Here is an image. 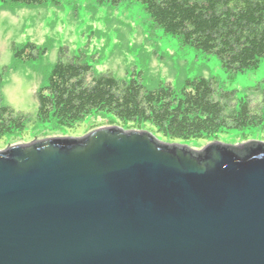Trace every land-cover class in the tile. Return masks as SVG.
I'll return each instance as SVG.
<instances>
[{"label":"water","instance_id":"water-1","mask_svg":"<svg viewBox=\"0 0 264 264\" xmlns=\"http://www.w3.org/2000/svg\"><path fill=\"white\" fill-rule=\"evenodd\" d=\"M0 264H264V142L111 126L0 150Z\"/></svg>","mask_w":264,"mask_h":264},{"label":"trees","instance_id":"trees-1","mask_svg":"<svg viewBox=\"0 0 264 264\" xmlns=\"http://www.w3.org/2000/svg\"><path fill=\"white\" fill-rule=\"evenodd\" d=\"M63 0H0V4L58 5ZM118 7L137 3L149 23L184 48L215 56L226 78L256 70L264 58V0H92ZM44 48L26 43L13 48L19 63H31ZM61 50L60 57L64 56ZM135 76V77H134ZM0 78V88H1ZM258 97L238 98L216 78L194 77L179 87L159 83L149 89L140 74L116 79L96 74L84 57L58 59L36 94L35 117L1 104L0 140L25 139L28 123L48 129H71L90 115L109 116V125L147 131L173 144L209 142L237 133L247 141L264 130V79Z\"/></svg>","mask_w":264,"mask_h":264},{"label":"rangeland","instance_id":"rangeland-1","mask_svg":"<svg viewBox=\"0 0 264 264\" xmlns=\"http://www.w3.org/2000/svg\"><path fill=\"white\" fill-rule=\"evenodd\" d=\"M32 43L44 48L45 54L31 63H19L13 48ZM63 50L64 56L60 57ZM83 56L96 74L110 73L116 79H128L140 74L149 89L159 83L176 88L194 77H214L237 97L256 99L264 79V58L256 70L236 75L232 81L220 67L215 56H205L181 47L176 40L162 34L148 21L137 3L118 7L96 5L92 0H63L58 5L39 6L0 4V88L1 104L14 112L35 117L36 94L44 85L52 66L61 59ZM135 77V76H134ZM109 116H88L74 128L48 129L28 123L25 139L0 140V150L46 138H80L109 125ZM159 141L171 143L157 135ZM249 141L264 142V130L253 133L245 141L237 133L218 135L209 142L177 143L200 151L210 143L238 146Z\"/></svg>","mask_w":264,"mask_h":264}]
</instances>
